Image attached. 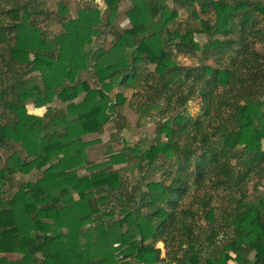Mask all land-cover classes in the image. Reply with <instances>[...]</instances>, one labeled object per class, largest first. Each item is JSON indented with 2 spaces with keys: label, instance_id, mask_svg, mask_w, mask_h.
<instances>
[{
  "label": "trees",
  "instance_id": "16d2710c",
  "mask_svg": "<svg viewBox=\"0 0 264 264\" xmlns=\"http://www.w3.org/2000/svg\"><path fill=\"white\" fill-rule=\"evenodd\" d=\"M93 1L70 17L61 2L50 13L38 0H0V150L12 148L0 167V264H264V0H128L121 30L119 0H102V11ZM179 10L191 21L182 32ZM49 17L53 35L39 27ZM196 53L229 56L215 67L174 59ZM120 90L140 118L165 117L145 150L113 153L111 133L107 158L91 163L86 150L99 141L83 138L102 134L125 102ZM196 97L192 118L185 105ZM28 104L44 110L27 114ZM131 159L141 182L114 168ZM32 171L35 181L7 192L12 175ZM205 181L226 192L225 207L210 204ZM187 196L195 210L179 209Z\"/></svg>",
  "mask_w": 264,
  "mask_h": 264
},
{
  "label": "rangeland",
  "instance_id": "374dc122",
  "mask_svg": "<svg viewBox=\"0 0 264 264\" xmlns=\"http://www.w3.org/2000/svg\"><path fill=\"white\" fill-rule=\"evenodd\" d=\"M226 1L233 2L235 0H226ZM58 2H61L67 8V11L70 17H74L75 11L79 9L80 7L89 5L91 3L90 0H38L37 6L43 8L46 12L53 13L55 12L56 3ZM93 4H95L96 7L101 11L104 8L102 0H94ZM168 4L170 3L168 2ZM127 8H128V0H119V2L117 3V14L114 19V26L120 30L128 27L127 20L125 19V16H124V12L127 10ZM190 22L191 21H190L189 15L183 12L182 10H179L178 16H177V19L175 20V25L173 26V28H178L182 32L185 25ZM39 27L45 32H47L49 35H53L59 32V26L54 23L53 17L47 18L44 22L40 23ZM104 32H106V30ZM101 40L104 41L103 42L104 48H107L110 46L111 37L106 36V33L103 34V38H101ZM247 40L250 41L249 38H247ZM194 41L201 43L205 41V39L203 36H194ZM97 43H100V41ZM253 48L257 52L262 51V47L259 44L253 45ZM172 52L174 53V51ZM227 56H229V54L223 55L220 60H218L216 57H213V58L210 57L207 60H202V59L200 60L199 53H196L194 55H182V54L175 55L174 54V59L182 67H194L200 64L201 65L206 64V65L215 67L217 62L221 61V63H224L228 58ZM28 78L31 79L32 81L37 80L38 75L34 73L31 76L24 77L23 81L25 82V84H27L25 80ZM81 79L86 80L88 84L91 86L92 81H91L90 72H87L86 74H82ZM120 92L124 96L125 102L122 106L115 108V115L112 119H110V121L107 124L104 125L102 134L89 135L83 138L84 141H90V140H95V139L99 141L98 143L90 146L86 150L87 158L89 162L91 163H98L107 158L106 147L104 146V144H106L107 141L109 140V136L111 133L115 134L114 138L109 143L110 149L111 151H113V153L119 152L124 146H130V147L138 146L140 151L145 150L150 144L153 143V139L155 135L154 133H155V128H156L157 123L165 117V115L160 117L155 114H151L148 117L140 118V116L138 115L139 111L136 110L138 108L136 104L137 102L136 97L131 95L130 90H120ZM262 96L263 97H261V100L263 101V104H264V94ZM111 99H112V96H111ZM172 101H174V99H172ZM25 110L27 114L40 115V113L37 111L40 110L42 112L44 109L43 108L35 109L31 104H28L25 106ZM185 111L192 118L199 115V99L196 97L194 99L188 100L185 105ZM223 114L226 115V113H223ZM261 146H262V149H264V139L261 141ZM3 151L4 150L0 152V155L5 160L4 157H6L7 152L4 151L5 153L4 154ZM136 164H137V160L131 159L127 167L123 165V166H115L114 168H121V170L122 168L123 169L126 168L124 169V171L122 170L123 172H121V175L125 176L128 182L135 183V181H137L138 183L142 181L141 174H140L141 169L139 168L138 164L137 165ZM39 176L40 174L35 171H32L30 173L31 180H34L38 178ZM158 177L159 176L157 174L146 176L145 181L147 182L157 181L159 179ZM256 182L257 180L255 181V179H252L247 185V192L249 194L248 195L249 198H251L252 195L255 193V192L254 193L251 192V187ZM262 185H264V183L261 184V187L257 188L256 190L257 191L262 190L261 189ZM204 186L206 187L204 190H207L204 196L211 198L210 204L215 209H221L225 207L226 205L225 203H227V196L225 194L226 192H223L220 190L218 191L212 190L210 183L208 181H205ZM202 195L203 193L200 192L199 198ZM191 197L192 196H187L183 198L179 205V209L180 208H190L191 210H195L198 207L196 202H194V200H196V197H193L194 200ZM112 201L113 203L116 204L115 199H113ZM109 207H112V208H107V206L105 208H107V210H110L112 212L113 211L115 212L117 210V207H114L111 204L109 205ZM107 210L104 209L102 211L104 213H107L108 212ZM217 213L218 211L215 212V214ZM195 220L196 221L194 222L198 224L202 229H206V222H204L203 219H200V216L195 217ZM175 236H178V235H175ZM172 243L173 245L171 246L170 253L176 252V248L174 247L175 243L174 242ZM155 248L160 250L161 252L160 257H163L165 251L163 249L162 244L156 243Z\"/></svg>",
  "mask_w": 264,
  "mask_h": 264
},
{
  "label": "crops",
  "instance_id": "0c3cea01",
  "mask_svg": "<svg viewBox=\"0 0 264 264\" xmlns=\"http://www.w3.org/2000/svg\"><path fill=\"white\" fill-rule=\"evenodd\" d=\"M4 147L5 148L1 149L0 152L2 150H4V151H6L8 153L12 149L9 145L4 146ZM4 151H3V153H4ZM3 160L4 159L1 156L0 167L3 165ZM32 181H35V179L31 180L30 173H28V174H14V175L11 176L10 181L8 182V186H7L6 190H7V192L13 194V193H15L17 191L20 183L32 182ZM5 257L7 259H10V260H15V259L19 258L18 255H14V254H7V255H5Z\"/></svg>",
  "mask_w": 264,
  "mask_h": 264
},
{
  "label": "built area",
  "instance_id": "2783aa9c",
  "mask_svg": "<svg viewBox=\"0 0 264 264\" xmlns=\"http://www.w3.org/2000/svg\"><path fill=\"white\" fill-rule=\"evenodd\" d=\"M37 112H39L41 114V111L40 110H38ZM117 247H119V244L118 243L113 244V248H117ZM117 259L118 260H121L122 258H121V256H118Z\"/></svg>",
  "mask_w": 264,
  "mask_h": 264
}]
</instances>
